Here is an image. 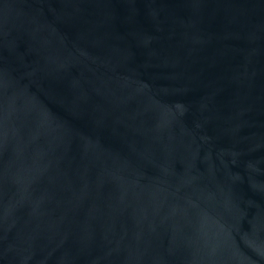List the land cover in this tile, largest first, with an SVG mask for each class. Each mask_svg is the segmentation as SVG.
Wrapping results in <instances>:
<instances>
[{"label":"water","instance_id":"1","mask_svg":"<svg viewBox=\"0 0 264 264\" xmlns=\"http://www.w3.org/2000/svg\"><path fill=\"white\" fill-rule=\"evenodd\" d=\"M0 264H264V0H0Z\"/></svg>","mask_w":264,"mask_h":264}]
</instances>
